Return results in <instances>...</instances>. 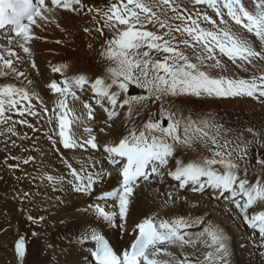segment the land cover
<instances>
[{"label":"snow or ice","instance_id":"obj_1","mask_svg":"<svg viewBox=\"0 0 264 264\" xmlns=\"http://www.w3.org/2000/svg\"><path fill=\"white\" fill-rule=\"evenodd\" d=\"M61 9L79 14L86 5L83 0H0V29L10 25L14 33L0 44V124H8V132L16 135L17 124L36 130L28 117L39 120L42 113L50 112L47 139L75 153L71 158L61 156L67 175L43 173L41 181L53 190L91 194L94 186L115 173L118 187L103 192L97 197L100 202L89 204L85 212L127 233L136 190L153 178L162 183L169 176L178 189L190 187L194 193L208 191L223 198L264 239V158L256 159L260 169L255 177L249 175L247 159L251 145L264 147L260 133L251 127L231 129L215 115L193 113L170 103L165 106L174 97H248L264 103V0H107L104 8L88 7V13L99 16L94 15L93 22H102L97 32L110 34L100 52L104 73L95 78L75 74L60 82L53 79L47 88L56 99L49 109L39 93L25 85L24 81L28 85L32 81L17 64L30 62L38 72L30 45L41 38L36 30L52 24L61 27L55 19ZM233 66L249 73L248 77L230 74ZM50 67L53 73H63L68 66ZM133 85L145 94L129 95ZM84 90L92 93L105 119L97 121L93 105L78 95ZM34 100L39 101L40 111ZM157 102L158 111L153 113L149 104ZM125 109L124 132L101 144L97 124L104 133ZM12 114L20 119L13 120ZM244 131L253 139L247 140ZM182 151L195 156L186 162L177 157ZM97 152L109 168L96 158ZM33 159L28 156L23 163ZM173 160L174 168L169 167ZM29 195L21 194V201ZM178 198L167 192L162 207ZM43 219L28 216L34 223ZM131 231V242L120 251L96 227L83 231L77 243L94 242L89 252L95 264H231L230 239L206 214L165 217L154 212ZM14 249L23 259L24 237H19Z\"/></svg>","mask_w":264,"mask_h":264},{"label":"bare ground","instance_id":"obj_2","mask_svg":"<svg viewBox=\"0 0 264 264\" xmlns=\"http://www.w3.org/2000/svg\"><path fill=\"white\" fill-rule=\"evenodd\" d=\"M106 2L107 0H83L86 9L79 14L62 9L58 10L55 19L60 23L61 27L57 28L55 24H52L43 31L36 30V34L41 38L34 40L30 45L33 52V59L37 64L38 72L37 69L31 68L30 62L26 64H17L19 70L26 72L28 79L32 81L31 85H28L27 81H24L25 85L38 92L44 104L49 109L53 107L56 99V95L51 93L47 88V85L53 79L60 82L64 76H72L75 74H86L91 78H95L104 73L105 65L99 66L98 64L99 67L96 68L93 66V62L95 63L96 60L100 61L103 59L100 52L103 50L102 45L105 40L110 37V34L107 33V30H105L104 36H101L97 32L96 29L102 26V22L94 23L92 17L97 15V19H99V16L95 12L88 13L87 8H104ZM85 28H88L90 31L85 32ZM61 29L64 30L62 31ZM8 38L9 36L3 34L0 38V44L5 43ZM56 41H61V43L57 44ZM89 45H91V47H89ZM21 54L26 55L23 53ZM223 59L227 62V57H223ZM103 61L105 62L104 59ZM50 64H66L68 67L63 73H53ZM239 73L249 75V73L237 70L233 66L230 74L238 75ZM0 81H3V78H0ZM8 82H14L18 85L20 84V81L9 80ZM140 94L145 93L136 88H131L129 90V95ZM78 95L81 96L83 101L93 105L97 121L106 118V114L101 107L96 105L95 100L92 99V93L90 91L84 90L78 92ZM190 98L194 101L197 99L202 100L207 106H210L207 98L188 97V99ZM171 99L170 104L176 103V107L178 105L181 106L179 99ZM237 101L238 99L234 100L235 103ZM33 103L38 106L37 110L40 111L39 101L34 100ZM158 105L159 102L155 104L150 103L149 108L151 112H157ZM124 111H126V109L121 110L120 118L111 122L113 125L112 128H106L104 133L99 132L98 129L101 125L97 124L95 132L98 141L101 144L116 139L124 132L125 129L122 123L124 119ZM50 114V112L48 114L42 113V118L39 120L34 117H28L29 122L35 125L36 130L29 128L27 125L17 124L16 135H12L8 132V124H0V138L2 143L8 142L9 138L11 141L18 142L21 145V148H23L18 154V152L15 153L16 151H13L14 144H12V142L9 144L10 156L7 154L9 157H7L6 160L9 162V165H11L10 161L12 162V165H21L23 159L32 156L37 160V176L41 177L43 173L67 175L65 166L61 163V156L64 158H71L75 153L63 149L60 144L53 146L47 139L49 128L52 127L46 122L47 115ZM12 115L13 120L20 119L17 114ZM139 120L140 118L138 117L137 121L139 122ZM57 148H59L60 151H56ZM19 155H22V158ZM83 155L86 156L88 153H83ZM95 155L97 159L101 160L104 167H110L100 152L95 153ZM194 156L195 153L189 151L177 153V157L184 159L186 162ZM13 157H16V159H13ZM21 166L25 169V174L23 175L25 182H21V185L24 188L19 191L14 190V188L10 189L8 181V186L4 185V187L5 191L9 193L0 190L1 229L2 225L7 227L12 224L19 229L17 232H22L18 227L21 216L28 217L31 215L36 217L33 215V207L30 203L33 197H38L37 195H39L38 202L44 206L45 210L42 211V213L40 212V215L44 218L45 216H48V220L52 219L59 223L55 222L52 228H48L49 236L45 235L44 239H41V241L38 242H35L34 240L30 247L26 244V240L24 239L26 252L23 259L16 256L14 248L9 251L8 258L5 252L0 250V264H94L91 262L89 252L92 242L89 241L84 244L77 243L83 231L89 227H96L97 231L101 232V234L111 238L114 245L123 249L129 245V242L133 238V233L131 231L132 226L145 216L151 215L154 212H159L165 217L170 213L187 215L185 214L186 212L189 214L203 212L204 215L206 214L207 219L211 215L218 217L220 219L217 222L220 224L224 223L226 225H232L234 231L233 234L237 243H242V250L246 255L248 262L254 263L255 261H259L261 264H264V239L258 238L246 223L243 227H240L243 223L240 222L241 216L237 215V212L233 210L234 206L226 205V202L222 198L211 196L208 191L201 194L192 192L190 187L178 189L176 187L177 184H175L172 178L168 176H165L162 183L157 180H152L151 183H142L141 187L136 190V199L128 218V231L125 233L114 225L109 226L106 222L97 219L91 212H85V209L89 204L100 202L97 200V197L99 194L103 193L104 190L118 186V179L115 173L111 176L105 177L103 183L94 186L91 194H85L72 192L69 188H66L65 191L53 190L47 181H44L45 189L32 180V175L30 173H32L33 168L30 166ZM74 166L78 167L75 163ZM174 166L175 161H170L169 167L174 168ZM99 167L100 165L97 166V168ZM3 176H5V174ZM3 180H5V177ZM11 183L13 184L14 182L11 181ZM31 187L34 189L33 193L30 189ZM156 189H159V193L155 191ZM169 191L173 192L174 198L176 196L179 198L175 199L174 204L170 203L168 206L162 207V203L167 199V192ZM24 192H28L30 195L28 198L21 201L20 195ZM41 195L46 196L45 200L40 199ZM22 202H27L28 206L23 207ZM19 237H22V234H17L13 240V245H15V242ZM45 241H47V243ZM0 242L3 245L1 235ZM172 250L175 251V249ZM185 251L190 253L192 250L186 249ZM177 254L179 255V253ZM27 256L30 257L28 262Z\"/></svg>","mask_w":264,"mask_h":264},{"label":"rangeland","instance_id":"obj_3","mask_svg":"<svg viewBox=\"0 0 264 264\" xmlns=\"http://www.w3.org/2000/svg\"><path fill=\"white\" fill-rule=\"evenodd\" d=\"M102 63V64H101ZM100 65H105V62L102 60H96V62H93V66L96 68L99 67ZM239 77H245L247 78L248 75L239 73ZM133 89H137L140 91H144L140 88L135 87L134 85L131 87ZM130 88V89H131ZM179 99L181 106L178 105V108H183L185 110H191L193 113H199V114H210V115H215L217 119L226 125V127H229L231 129H236V130H245L249 127L253 128L254 132L260 133V136L258 139L264 140V103H261L257 100H254L252 98L248 97H237V98H207V101L209 102L210 106H207V104L202 101V100H192L191 98L188 99V97H181L177 98L174 97L173 100ZM238 99V101L235 103L234 100ZM171 98L168 100L166 103V107L168 106V103L171 102ZM179 102V101H178ZM250 103V104H249ZM173 105H176V103H173ZM159 108V105H158ZM158 111V109H157ZM167 121H165L166 125ZM244 137L247 140H252L253 136L250 133H247L244 131ZM13 141H11L8 138V142L2 143L1 138H0V190L9 193L5 191V186H8V181L10 185V189L14 188V190L19 191L20 189L24 188L21 185V182H25L24 174H25V169L21 166H30L33 168L32 173V180L35 181V183L39 184V186H42L45 188L44 181H40V177L37 176L38 169L37 167V160L34 157V161L31 160L29 161L28 164H24L22 160L21 165L17 168H9L8 167V161L7 157L10 156V148L9 144ZM17 144H14L13 151L15 153L21 152L23 148H21V145L14 141ZM5 146V148H4ZM20 146V147H19ZM16 148V149H15ZM20 149V150H19ZM8 150V151H7ZM7 151V152H6ZM25 151V150H23ZM3 152V153H2ZM191 152V151H189ZM193 153V152H191ZM249 157L247 158L249 161V175L252 177H255L260 169V166L256 164V159L257 158H264V147H261L259 144L254 143L251 145L249 149ZM9 156H8V155ZM23 155V154H22ZM22 155H19L22 158ZM20 160V159H19ZM31 162V163H30ZM11 165L12 162L10 161ZM3 164V165H2ZM35 164V165H34ZM8 168H6V167ZM36 169V170H35ZM8 171V172H7ZM27 171V170H26ZM37 171V172H36ZM7 172V173H6ZM2 173V174H1ZM5 174V176H3ZM35 174V175H34ZM30 175V176H31ZM5 177V180L3 178ZM7 177V178H6ZM24 178V179H23ZM39 181H38V179ZM15 179V181H14ZM24 181H23V180ZM37 179V181H36ZM11 181L14 183L12 184ZM41 182V183H39ZM23 184V183H22ZM32 193L34 192V189L31 187ZM46 189V188H45ZM9 191V190H8ZM32 196V195H31ZM39 197V195H37ZM38 197H33L31 200V205L33 207V215L38 217H41V213L44 210V206L41 205L38 199ZM45 195H41L40 199L45 200ZM32 198V197H31ZM223 199V198H222ZM27 202H22V206H28ZM40 204V205H39ZM43 207V208H42ZM41 212V213H40ZM185 214H189L186 212ZM193 216H203V212H197L196 214H191ZM213 217V218H212ZM209 220H212L214 223L220 225L226 234L228 235L230 239V244H231V251H232V256H231V264H261L259 261L253 262H248L246 255L244 254L242 250V243L239 242L237 243V240L234 236V231L232 229V225L229 224H220L217 222L220 218L214 217V216H209ZM242 217H240V222L243 224L240 225V227H243L245 225V222L243 221ZM221 221V220H220ZM55 220H48V216H45V218L42 221L38 222H33L28 220L27 216H21V219L19 221L18 227L22 232H17L19 231L16 226L10 224L7 227L2 225V229L0 227V235L3 240V245L0 242V250L4 251L7 258L9 257V251L14 248V238L17 236V234H22V237L26 240V244L30 247V245L34 242L41 241V239H44V236H49L48 228H52L55 224ZM59 223V222H57ZM225 225V226H224ZM4 227V228H3ZM51 231V230H50ZM25 234V235H24ZM46 240V239H45ZM236 240V241H235ZM47 243V241H45ZM30 259V257L27 256V262ZM10 262V261H9Z\"/></svg>","mask_w":264,"mask_h":264}]
</instances>
